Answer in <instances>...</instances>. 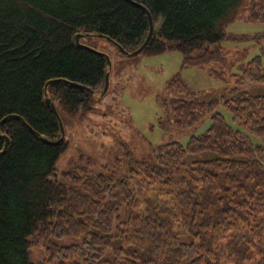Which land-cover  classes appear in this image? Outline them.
I'll use <instances>...</instances> for the list:
<instances>
[{
	"label": "trees",
	"instance_id": "trees-1",
	"mask_svg": "<svg viewBox=\"0 0 264 264\" xmlns=\"http://www.w3.org/2000/svg\"><path fill=\"white\" fill-rule=\"evenodd\" d=\"M133 1L155 27L143 53L179 50L185 66L222 60L232 22L264 23V0ZM149 31L147 11L129 0H0V152L10 138L0 155V264H264V94L191 92L174 101V122L211 124L186 145H158L156 163L137 161L130 174L104 167L57 178L68 141L43 140L62 136L47 98L62 120L86 115L108 92L110 70L89 40L107 36L132 52ZM241 70L239 85L264 84L260 55ZM202 152L212 156L187 161ZM64 236L80 242H55ZM38 244L47 255L32 262Z\"/></svg>",
	"mask_w": 264,
	"mask_h": 264
},
{
	"label": "rangeland",
	"instance_id": "rangeland-1",
	"mask_svg": "<svg viewBox=\"0 0 264 264\" xmlns=\"http://www.w3.org/2000/svg\"><path fill=\"white\" fill-rule=\"evenodd\" d=\"M227 32L231 37L222 41L223 59L201 66H185L179 50L126 56L105 38L90 39V44L112 59L110 87L92 100L86 115L63 116L68 148L56 162L57 178L64 181L70 170L102 171L104 167L130 174L137 161L156 163L158 145L171 141L186 145L192 135L204 133L211 124L209 116L191 129L174 122V101L189 99L191 92L203 100L234 98L242 91L264 94V84L236 82L241 66L253 57L260 55L264 66V23L242 17L229 24ZM219 110L233 125L226 106L222 104ZM210 156L209 152L190 154L187 161ZM88 158L93 160L92 169H87ZM54 240L63 246L80 242L75 236ZM46 255L44 244L30 249L32 262L43 261Z\"/></svg>",
	"mask_w": 264,
	"mask_h": 264
},
{
	"label": "water",
	"instance_id": "water-1",
	"mask_svg": "<svg viewBox=\"0 0 264 264\" xmlns=\"http://www.w3.org/2000/svg\"><path fill=\"white\" fill-rule=\"evenodd\" d=\"M129 1L132 2V3H134L135 5L143 8V9H145L147 11V13H148V17H149V20H150V31H149V34H148L146 40L144 41V43L138 49H136V50H134L132 52H129L126 49H124L121 45H119L117 42H113L109 37H107V36L105 37L103 34H101L100 37H105L110 42L114 43V45H116L118 47V49L120 50V52L122 54H124L126 56H136V55L142 53L144 51V49L147 47V45L149 44V42H150V40H151V38L153 36L155 27H154L153 18H152V15H151L150 11H148L144 5H142V4H140V3L136 2V1H133V0H129ZM81 36H82V34H78L77 35V41L78 42H79V39H80ZM83 46H86V45H83ZM89 48H91V47H89ZM102 53L105 54V56L107 57V61H108L109 67H110V70L108 71V73L106 74V77H105V87H104L103 92H102V94H105L108 91L109 87H110V71H111V68H112V60H111L110 56L107 53H104V52H102ZM79 86L82 87V88L89 89L88 87H86L84 85H79ZM47 102L52 104V107H53V109H54L57 117L59 118L60 127H61V131H62V136L57 141H50L47 138H43V140L46 143H49V144H58V143H60L65 138V135H66L65 125H64V122H63L62 118L60 117V115H59V113H58V111L56 109L55 104L51 101L50 98H47ZM2 122L3 121L0 122V128H1ZM0 133H1V130H0ZM4 137L6 139V144H5V149H6L10 145V138L8 136H6V135H4ZM5 149H4V151H5ZM4 151L0 152V155Z\"/></svg>",
	"mask_w": 264,
	"mask_h": 264
}]
</instances>
